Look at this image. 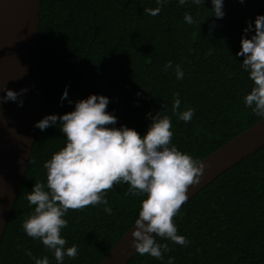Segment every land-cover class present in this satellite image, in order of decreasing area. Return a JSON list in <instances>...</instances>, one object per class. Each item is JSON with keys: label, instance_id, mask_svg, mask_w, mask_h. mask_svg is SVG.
Wrapping results in <instances>:
<instances>
[{"label": "trees", "instance_id": "1", "mask_svg": "<svg viewBox=\"0 0 264 264\" xmlns=\"http://www.w3.org/2000/svg\"><path fill=\"white\" fill-rule=\"evenodd\" d=\"M156 7V0H41L38 121L71 112L76 101L90 95H104L110 100L107 111L117 117L109 127L127 126L143 136L152 123L147 114L162 112L172 120V143L199 160L259 121L244 103L254 82L237 53L248 21L253 31L247 37L255 34L264 0H224L220 19L212 0L198 6L191 0L184 6L166 0L157 16L144 13ZM185 12L198 23L187 24ZM169 60L183 69L182 80L174 69L164 70ZM66 86L68 97L62 102ZM177 93L180 112L195 109L190 122L172 112ZM65 146L58 125L36 128L1 239L0 264H35L25 254L28 250L57 264L53 252L29 237L22 224L34 212L26 195L35 182L46 184L44 163ZM128 188L121 183L107 192L111 215L103 204L69 210L61 236L67 240L65 248L78 246V255L66 256L63 264H98L135 223L147 195L126 196ZM174 223L191 242L187 247L156 237L172 249L163 260L135 253L127 264H167L170 257L173 264H264V145L198 191L182 205Z\"/></svg>", "mask_w": 264, "mask_h": 264}, {"label": "clouds", "instance_id": "2", "mask_svg": "<svg viewBox=\"0 0 264 264\" xmlns=\"http://www.w3.org/2000/svg\"><path fill=\"white\" fill-rule=\"evenodd\" d=\"M187 2L179 0V5L184 6ZM191 2L198 6L202 0ZM244 2L240 0V3ZM156 3L158 7L145 8L144 13L157 16L166 0H156ZM212 4L215 17L223 18L224 0H212ZM184 20L189 25L198 23L189 12L184 13ZM251 31L253 24L248 21L245 35L241 38V50L237 53L244 57L241 66L254 82L251 91L244 97V103L256 116L264 119V15L256 17L255 34L249 39L247 34ZM169 69H174L176 79L184 78L179 64L173 66L169 60L164 70ZM68 87L61 97L62 102L68 97ZM27 91V88L19 93L6 87L0 89V92H6L5 96H0V103L19 101L22 107L20 97ZM176 96L172 105L173 114L181 121L190 122L195 109L180 112L181 100L178 93ZM68 102L73 103L71 100ZM109 103L108 97L93 94L76 101L73 111L47 115L34 125L41 131L58 125L66 137V146L44 163L46 184L35 182L32 191L26 195L29 204L34 206V212L22 224L29 237L42 241L45 248L53 252L57 264H63L66 256L75 259L78 255V246L65 248L67 240L61 236V230L68 225L64 217L69 210L83 211L86 207L103 204L105 213L111 215L113 209L106 194L121 183L129 185L126 196L147 195L142 200L135 230L131 233V246L137 254H148L163 260L164 253L172 249L167 243H157L156 237L182 247L191 243L178 234L174 218L188 201L190 189L201 183L206 163L180 151L172 143L174 134L168 115L149 112L147 117L152 123L147 133L141 136L127 126L109 127L117 123V117L107 111ZM25 254L35 264H50L47 256L34 257L30 250ZM167 264H173V258L170 257Z\"/></svg>", "mask_w": 264, "mask_h": 264}, {"label": "water", "instance_id": "3", "mask_svg": "<svg viewBox=\"0 0 264 264\" xmlns=\"http://www.w3.org/2000/svg\"><path fill=\"white\" fill-rule=\"evenodd\" d=\"M40 7L41 0H0V89L18 93L29 89L20 97L22 107L19 101L0 103V243L29 162L38 121ZM263 145L261 118L202 159L207 167L199 186L190 189L189 199ZM134 230L135 223L98 264H127L136 253L131 246Z\"/></svg>", "mask_w": 264, "mask_h": 264}]
</instances>
